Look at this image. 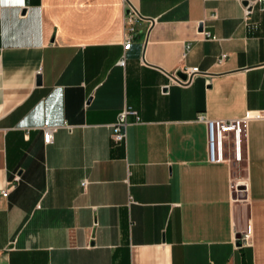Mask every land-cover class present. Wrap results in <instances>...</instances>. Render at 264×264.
I'll return each mask as SVG.
<instances>
[{
    "label": "crops",
    "instance_id": "crops-1",
    "mask_svg": "<svg viewBox=\"0 0 264 264\" xmlns=\"http://www.w3.org/2000/svg\"><path fill=\"white\" fill-rule=\"evenodd\" d=\"M254 112L264 0H0V264H264V117L240 163L198 120Z\"/></svg>",
    "mask_w": 264,
    "mask_h": 264
},
{
    "label": "built area",
    "instance_id": "built-area-1",
    "mask_svg": "<svg viewBox=\"0 0 264 264\" xmlns=\"http://www.w3.org/2000/svg\"><path fill=\"white\" fill-rule=\"evenodd\" d=\"M252 13V4L247 3L243 5V19L247 20ZM136 16V12L133 8L128 7L126 12V18L128 24L134 22ZM133 28L129 27V31H132ZM205 39L216 40L214 36H211L207 32L202 33ZM131 37L128 36L126 38V43L130 41ZM225 55H222L219 58V62L223 61ZM120 65L124 66V60L120 61ZM186 74L185 79H181L177 74H173L170 78V84H176L179 86H188L191 84L193 78L197 74H201L198 68H191L183 70ZM168 87V86H167ZM134 119L135 123L139 122L138 113L132 109L131 107L124 106L121 112L117 115L116 121L112 124V132L111 139L114 143H121L126 141V131L127 127L130 125L129 119ZM262 112H254L251 114H247L241 119H229V120H209L203 116H199L198 120L203 122L206 126L207 132V154L208 161L210 163H223L229 161L226 157V142L231 143L232 149V161L235 163H240L244 158V148H243V130L245 122L249 119L259 120L263 118ZM58 128L54 126H48L43 129V142L48 145L53 142V135ZM15 180L18 182L19 177H15ZM82 187L85 188L87 183L86 181H82ZM242 189L241 185L236 182V180H232L230 182V191L232 193H237ZM2 196L7 197L8 190H4L1 192ZM131 203V201H130ZM246 240L249 239V235L246 234L244 236Z\"/></svg>",
    "mask_w": 264,
    "mask_h": 264
},
{
    "label": "water",
    "instance_id": "water-1",
    "mask_svg": "<svg viewBox=\"0 0 264 264\" xmlns=\"http://www.w3.org/2000/svg\"><path fill=\"white\" fill-rule=\"evenodd\" d=\"M23 12H24V11H23ZM37 83H38V84H40V83H41V78H40V76H38V77H37ZM237 244H238V246H240V245H241V240H240V237H239V240H238Z\"/></svg>",
    "mask_w": 264,
    "mask_h": 264
}]
</instances>
